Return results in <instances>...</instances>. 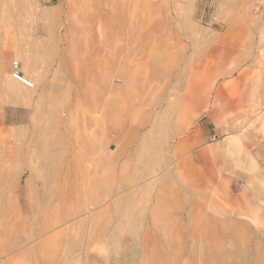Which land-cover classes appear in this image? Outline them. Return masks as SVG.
<instances>
[{
	"label": "rangeland",
	"instance_id": "rangeland-1",
	"mask_svg": "<svg viewBox=\"0 0 264 264\" xmlns=\"http://www.w3.org/2000/svg\"><path fill=\"white\" fill-rule=\"evenodd\" d=\"M48 1L35 0L36 3L30 6V10L35 12L48 9L57 3V0H52L51 3ZM94 1L97 2V0H85L83 3L86 13L91 12L93 15L90 19L78 18L76 23L74 20L76 15L70 18L62 16L60 27L51 33L37 31L36 20L22 16L25 24L22 27L15 25L13 30L9 29L12 32V38L17 41L14 48L11 46V50H14L16 54L7 59L3 53V46L0 45V186L16 185L20 189L28 190V183L32 179L28 165L22 163L14 170L12 165L16 163V160L10 162L5 149L8 147L9 150V147L17 143V138L11 131L24 129V138L31 141L35 129L49 126L50 122L35 126L31 118L41 109L37 107L42 103L45 77L50 67L56 68L60 59L69 60L70 58L80 63L102 66L100 69L107 68L114 56L117 60L129 61L134 66L147 61L148 49L153 48L154 41L158 42L160 38L162 40L166 38V41L174 40L176 34L168 30L170 26L178 24L180 19L183 20L185 17L174 15L172 9V12H169L170 7L173 8V4L177 3L180 6L179 10L184 6L196 13L192 15V22L208 34L203 42L209 45L207 49L209 57L193 58V65L186 67L189 71L187 74L179 75L175 65L166 64V67H163L164 78L161 82H157L159 89L155 92L156 105L152 110L153 114L136 117L134 122L121 121L120 130L112 128L113 117L122 111L121 108L129 114L133 113V116L143 115L152 108L142 103V89H128L130 85L117 76L112 77L110 81L106 79L98 83L90 80L83 83L85 88L94 90L97 98L106 92V99L114 98L120 105L112 108L111 102L106 132L95 125L86 128L91 114L86 106L70 110L69 104L75 99V92H72L73 85L70 91H66L69 103L61 109V112L58 110V116L61 118L72 112L74 121L71 120L68 125L74 126L81 143H84L86 136L90 134L89 139L91 138L95 151L86 150L88 164H91L89 160L92 159V165H94L99 157L104 156L105 168L100 164L101 169L98 172H104L105 175L110 173L114 179L116 176L112 169L117 164L112 161L115 156L123 155L125 162L137 165L136 154L138 152L141 155L144 150L141 143L145 137L148 141L151 140L149 137L155 119L162 116L164 112L169 117L168 110H172V115L175 116L180 99L174 94L178 89V83L183 87L186 85V88L193 87V91L200 90L201 83L193 81L192 77L195 71H198L200 64L212 66L216 62L219 63L220 59L216 56L227 57L230 51L236 52L233 57H228L229 59H225L224 62L222 59L226 69L234 70L231 73L232 76L227 74L230 77L225 79L220 77L214 81L215 84L222 82L228 84L236 79L242 85L248 77L252 84L251 88L246 92L245 101L238 109L226 108L223 101L214 106L211 102L207 104L208 107L203 109L199 107L198 111L194 110V106H188L192 110L188 129L184 134L172 138L167 151L169 152L177 143L188 138L190 136L188 134L192 131L199 130L200 135L196 139L195 147L186 151L188 153L183 154L181 159L173 158L169 161L168 165L172 174L163 170L164 172L146 175L148 172L142 171L145 175H141L134 184L122 188L113 187V193L108 201L122 207L126 218L125 224L121 226L115 221L109 227L107 234L96 235L93 247L88 253L83 252L84 248L74 254H66V260L68 264H88L87 258L91 254V264H142L143 260L147 264L151 256H156L157 262L172 256L171 242L160 233L147 235L141 240L140 250L137 249L136 240L139 237L136 226L133 224L138 218L146 220L156 216V213L163 211L162 205L170 202L174 206V208L171 207V212L175 217L186 219L192 215L210 216L221 220L232 218L237 222L248 223L256 234L253 235L254 242L260 243L261 252L258 251V262L264 264V0H117L121 12L124 10L121 27L117 26L118 17L112 8L110 11L108 8L107 16L97 15L95 9L99 7L95 6ZM98 2V5L102 4V8L105 7L102 0ZM0 29L3 28L0 27ZM215 32L219 34V40L212 42L211 35ZM184 34L191 35L188 31ZM136 40L144 41L145 51L140 50L142 54L138 56L129 55V48H131L130 51H136ZM184 43L187 44L186 41ZM72 44L76 46L74 52H72ZM105 47L108 53L111 49L112 55L104 54ZM100 49L102 53L97 54L96 52ZM157 50L163 55L166 53V49ZM213 53L214 57H211ZM26 54H33L30 56L32 61L36 58V69L33 62L28 63L23 60L22 56H27ZM14 62L20 64L21 73L26 74V78L34 83L33 88L24 86L14 78ZM102 83L103 88L106 85L107 90L103 91ZM224 90L227 91V88ZM6 94H17L22 98L25 97L26 100L24 103L8 104L4 101ZM211 99L215 100L213 97H210ZM97 109L91 116L100 120L103 110L101 107ZM177 116H179L178 112ZM22 117H26L27 121L20 122ZM231 124H234V129L229 128L232 127ZM56 125L57 123L53 125L54 129L57 132L59 129L62 131V128L59 126L57 129ZM92 134L96 137H91ZM42 164V169L35 167L38 170L36 175L47 178L51 164L50 162ZM151 184L154 187H149ZM41 191L44 196L48 195L46 190ZM176 191H178L177 196ZM27 193H17V198L14 199L16 201L12 199L4 205L16 204L20 207L24 204ZM174 200H178V203L174 204ZM0 201H3L2 198ZM2 206L3 204L0 203V212ZM94 207L90 205L89 211H95ZM13 216L12 221L15 222L18 217ZM2 217L0 220L4 219L8 224L7 219ZM73 223L72 220L65 222L64 228L74 225ZM119 228H121L119 235H111L112 231ZM99 229L103 228L99 226ZM145 229L156 230V226L152 223L146 224ZM198 230L200 233L196 236L193 235L191 238L188 234L182 240L178 255L167 264H207L209 260L204 255L207 250H211L212 244L202 237L204 230L201 228ZM26 243L20 246V250L27 247ZM224 244L226 245L225 253L227 252L228 255L226 264H240L241 245L229 239H226ZM9 257V255H0V263L7 262ZM47 259L46 254L34 256L30 253V256L23 255L14 264H49Z\"/></svg>",
	"mask_w": 264,
	"mask_h": 264
},
{
	"label": "bare ground",
	"instance_id": "bare-ground-1",
	"mask_svg": "<svg viewBox=\"0 0 264 264\" xmlns=\"http://www.w3.org/2000/svg\"><path fill=\"white\" fill-rule=\"evenodd\" d=\"M34 1L0 0V27L3 28L2 30L0 29V45L3 46V53L7 56V59L16 54L14 50H11V46L14 48L17 42L12 38V32L9 29L13 30V27L15 29L16 26L22 27L25 24L22 16L34 18L37 31L51 33L60 27V18L62 16L70 18V16L75 14L74 20L77 23L78 18L86 20L90 19L92 15L85 11L83 5L85 0H57L54 7L32 12L30 6L36 3ZM51 2L52 0L48 1V3ZM108 6L113 9L118 17L116 19L117 26H123L122 13L124 10L121 12L120 4L116 0L109 2ZM8 31L9 33H7ZM71 48L72 52H74L76 46L72 44ZM130 50L131 48H129V55L132 53ZM113 52L115 51L113 50ZM96 53L101 54L102 50L100 49ZM104 54H109L106 51V47ZM26 55L22 56L23 60L28 63L33 62L34 69H36V58L34 57V62L30 58L33 54ZM68 55L70 56V54ZM148 56L147 61L140 62L137 66H134L129 61H119L114 56V59L104 69H100L102 66L99 67L92 63H80L73 58L69 60L60 59L56 68L50 67L45 77L41 107H37V109L41 108L38 111L39 115L33 116L31 122L35 126L49 122H52V124L49 123L46 128L35 129L33 140L31 141L24 138V129L11 131L16 136L17 143L15 146L9 147V150L8 147L5 149V154L8 156L9 161L16 160V163L12 165L14 170L22 163H26L30 169L32 179L28 183V193L25 196L26 199L23 205L20 207L16 204L14 206L1 207L0 218L2 216L5 217L8 224L2 217L3 220H0V255H9L10 257L7 262L0 264H8V262L14 264L23 255L30 256V253L34 256L46 254L49 264H68L66 254H74L84 248L83 252L88 253L93 247L96 235L106 233L115 221L119 222L121 226L125 224L126 218L122 207L120 208L117 203L108 201L113 193V187L122 188L134 184L135 181L140 179L141 175H145L142 171H147L146 175L162 172L163 170L172 174V170L169 169L168 165L171 157L167 151L168 140L183 133L187 125L184 124L183 127V125H179L174 120L169 119L166 112L155 119L149 137L151 140L148 141L145 137L142 141L141 146L144 150L141 155L138 152L136 154L137 165L128 161L125 162L123 155L114 157L112 162L117 165L112 171L115 173L116 179L110 173L105 175L104 172H98L101 169V165L105 168L104 156L99 157L97 161L94 160V165H92V159L89 160L91 164H88L86 150L89 149L94 152L95 147L90 140L91 138L89 139L90 134L86 136V141L81 143L76 135L74 126L68 125L71 120L72 122L74 121L72 112L68 116L63 115L61 118L58 116V110L61 112V109L65 108L69 103L66 91H70L73 85L72 92H75V99L69 104L70 110L86 106L87 111L92 115L95 114L98 107H101L103 110L101 119L98 120L90 115L89 125L86 123V128L95 125L103 132H106L111 102L112 108L120 104L114 98L106 99V92H103L97 98L95 91L93 90V92L89 87L85 88L83 83L90 80L97 83L99 81L104 82L106 79L110 81L114 76L128 83L130 85L128 89H142V103L152 109L149 112H144L143 115L133 116V113L129 114L125 109L121 108L122 111L116 114V117H113L115 122L112 120V128L120 130L122 122L128 120L134 122L136 117L141 118L144 117V114H153L154 111L152 110H154L153 108L156 105L155 92L159 89L157 82H161L162 78H164L163 67H166V63L157 60L154 49H148ZM161 58L163 57L161 56ZM23 76L26 78V74L23 73ZM105 86L103 88L102 83L103 91L107 90ZM178 88H186V85L183 87L182 84L178 83ZM198 93H200V90H194L190 97L192 98L193 96L194 98ZM161 97L159 98L161 99ZM23 98L17 94H6L4 101L8 104L24 103L26 98ZM182 98L183 100L187 99L184 96ZM197 98L198 96L195 99ZM122 102L124 103V101ZM26 121V117H22L20 120L22 123ZM56 123L57 129L60 126L62 131L59 129L57 132L54 129ZM91 137L94 138L96 135L92 134ZM43 162H50L51 164L47 178L36 175L38 174L36 173L37 169L43 168ZM142 168L143 170H141ZM47 187L49 188L47 189ZM149 187L154 186L151 184ZM42 189L46 190L48 195L44 196L41 194ZM177 193L178 191H176V196ZM173 203L177 204L178 200H174ZM90 205L95 206L96 210L93 212L89 211ZM13 215L18 217L15 222L12 221ZM70 220L74 222V225L64 228V223ZM99 226L103 229H99ZM245 227L252 231L251 226L247 225ZM120 231L121 228L115 229L111 235L117 236ZM25 243L27 247L20 250V246ZM91 257V254H89L87 258L88 264L92 262Z\"/></svg>",
	"mask_w": 264,
	"mask_h": 264
},
{
	"label": "crops",
	"instance_id": "crops-1",
	"mask_svg": "<svg viewBox=\"0 0 264 264\" xmlns=\"http://www.w3.org/2000/svg\"><path fill=\"white\" fill-rule=\"evenodd\" d=\"M104 2V8H102V4L98 5V0L95 2V6L99 7L96 8V14L99 16H107L108 11L111 10V8L108 7V3L111 2V0H102ZM190 5V2L188 3ZM173 8L170 7L169 12H172L171 9L174 11V15L180 16L182 15L184 17L183 20L180 19V22L174 26H170L168 32H173L176 35L173 39H168L167 41L162 40L160 38V41L157 42L154 41L152 43V49H154V52L156 53V58L160 62H165L166 64L175 65L178 74L181 75L182 73H188L187 66L193 65V58H200L202 56L209 57L207 53L208 46L206 43L203 42V39L208 36L207 32L204 31L202 28H200L198 25L194 24L192 22V18L194 15H196L195 12L189 7H181L180 10L178 9L180 6L177 3L173 4ZM109 8V10H108ZM108 10V11H107ZM181 11V12H180ZM99 12V13H97ZM168 12V13H169ZM80 13V12H79ZM91 13V12H90ZM92 14V13H91ZM75 15V14H74ZM193 15V16H192ZM181 17V16H180ZM191 33V35H185L186 32ZM162 32H166V30H162ZM143 35V34H142ZM185 39V40H184ZM219 40V34L213 33L211 35V41H217ZM184 41L187 42V44L184 43ZM135 49L136 51H132L131 55L138 56L141 51H145V44L144 41L136 40ZM112 49V45L110 46ZM110 49L109 55H112V51ZM156 49H166L165 55L161 52L159 53ZM141 50V51H140ZM236 52L230 51L226 56H216L220 59L219 63L216 62L212 66L208 65H199L198 71H195L194 77H192L193 81L200 82V93L196 95L198 96L197 99L191 98L190 95L192 94L193 87L190 88H184V89H176L175 95L179 96L180 99L177 103V109L175 116L172 115V110H168L169 112V119L174 120L179 125L184 124L187 125L186 129H188V122L190 120L191 116V109H189L188 106H194V110L198 111V108L202 107H208L207 104L213 103L214 105H218L220 102H224L226 108H234L238 109L240 105L245 101V95L248 89L251 87L250 79L247 77L246 80L242 82V85L240 81L234 79L231 83L224 84L223 82L220 84H215V80L223 77L224 79L227 76V74L233 73L232 70L226 69L222 64L225 59H229L235 55ZM215 54H217L215 52ZM107 55V54H106ZM161 56L163 58H161ZM211 57H214V53ZM229 57V58H228ZM239 57V55H238ZM162 59V60H161ZM207 59V58H206ZM223 66V67H222ZM232 76V74H231ZM205 83H204V82ZM16 86V84H14ZM241 85V86H240ZM216 87V88H215ZM224 88H227V91L224 90ZM15 89V88H14ZM214 90V91H213ZM186 97L187 99H184L182 97ZM210 97L215 98V100H210ZM182 98V99H181ZM177 112L179 113V116H177ZM184 115V116H183ZM209 119V118H208ZM155 123V122H154ZM232 127H229L230 129H234V124H231ZM182 127V128H183ZM180 132V131H179ZM185 132V131H184ZM178 134L182 135L184 134ZM176 135L175 137H177ZM188 138L182 142L177 143L176 146H174L172 149H170V158L169 161L174 159H181V156L184 154L186 155L189 149L191 150L196 145V139L200 135L199 130L192 131ZM174 138V137H173ZM172 138L168 141L169 145ZM183 155V156H184ZM186 159H189L185 157ZM193 159V157H192ZM195 159V158H194ZM28 191L24 188H19L18 186H0V198H2L3 201H0V203L3 204V208L7 205H4L5 203L11 201L12 199H16L17 193H27ZM8 193V194H6ZM13 193V194H11ZM26 199V198H25ZM16 201V200H14ZM14 201H12L14 203ZM161 206V205H160ZM171 207L174 208V206L168 202L162 205L161 209L162 212L156 213V216L149 217L148 219H140L138 218L135 223H133L136 226L138 237L136 242L137 249L140 250L141 248V240L144 239L147 235L160 233L167 237V240L171 242L170 249L172 250L173 254L172 256L165 257L164 260L157 262L158 260L155 258L156 256H151L150 261L147 260V264H167V262H171V260L174 258V256L178 255L179 250L182 247V240L188 236V234L191 236H196L199 232V228L203 229L204 232L202 234L203 238H206L210 241L212 244L211 250L206 251V255L204 257H207L209 260L207 264H226L227 262V252L226 251V245L224 244L226 239H229L231 241H234L235 244L241 245L242 249L240 252V264H260V261L258 262V251L261 252V248L259 244L254 242L253 235H256L253 231L246 229L245 226H250L248 223L243 222H237L236 220H233L232 218H226L224 220H221L220 218L216 217H210V216H190L186 219L179 218L172 216ZM154 224L156 226V230H146L145 225L146 224ZM132 224V225H133ZM252 227V226H251ZM134 229V228H133ZM253 230V229H252ZM250 232V233H249ZM192 238V237H191ZM139 252V251H138ZM263 257V256H262ZM152 260V261H151ZM145 260L142 261V264H145ZM176 263V261L174 262ZM234 264V263H232Z\"/></svg>",
	"mask_w": 264,
	"mask_h": 264
},
{
	"label": "built area",
	"instance_id": "built-area-1",
	"mask_svg": "<svg viewBox=\"0 0 264 264\" xmlns=\"http://www.w3.org/2000/svg\"><path fill=\"white\" fill-rule=\"evenodd\" d=\"M13 76L17 81H19L24 86L28 88L34 87V83L31 82L29 79L25 78L21 73L20 64L18 62L13 63Z\"/></svg>",
	"mask_w": 264,
	"mask_h": 264
}]
</instances>
